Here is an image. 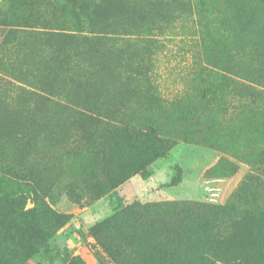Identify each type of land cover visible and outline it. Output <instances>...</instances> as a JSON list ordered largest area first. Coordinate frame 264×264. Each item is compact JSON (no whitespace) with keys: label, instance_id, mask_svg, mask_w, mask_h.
Wrapping results in <instances>:
<instances>
[{"label":"rangeland","instance_id":"1","mask_svg":"<svg viewBox=\"0 0 264 264\" xmlns=\"http://www.w3.org/2000/svg\"><path fill=\"white\" fill-rule=\"evenodd\" d=\"M185 262L264 264V0H0V264Z\"/></svg>","mask_w":264,"mask_h":264},{"label":"trees","instance_id":"2","mask_svg":"<svg viewBox=\"0 0 264 264\" xmlns=\"http://www.w3.org/2000/svg\"><path fill=\"white\" fill-rule=\"evenodd\" d=\"M153 141H154V139L151 137V145L153 144ZM139 175L144 180L149 178V173L146 172L145 170L141 171V173ZM130 176L124 177L118 181L122 182ZM2 193L5 197H7L9 199H14L18 195L17 191H11L7 187H2ZM107 201H108V204L110 206H115L117 203V200L113 196L108 197ZM149 208L150 207L141 208L138 211V205H136V206L131 207L130 209L123 210V211L117 213L116 215H114L112 218L108 219V221L106 223V227L109 229L110 228L115 229V227L113 226V223H115L116 221H118L120 219H127L126 222H128V223L125 222V225L123 224L124 228L122 230V235H123L122 238L124 239L125 244L130 246L131 243L133 244L135 242V240L137 239V236H138L139 246L140 247L143 245L146 246V244H145L147 241L146 224H143V226L141 225V227H139V225H138V227H134V224H132V221L136 219V215H141L138 218H142V214H147L148 212H150ZM153 213H157V214L161 215L162 210H160L159 208H155ZM10 217L16 225L24 226V225H29L32 222L34 215H33L32 210L18 209V210L12 211L10 213ZM159 221H155L156 223L152 224V229L153 228H156V229L160 228ZM115 230L117 232H119L117 229H115ZM169 243H170V241H169ZM260 248H262V247H260ZM133 249L134 248H128L130 253L134 252ZM167 249H168V252L171 251V254H172L171 257L173 259L175 257L180 258V256H179V249L180 248H166V249H161V250L165 252ZM137 250H138L137 252L139 253L141 248H137ZM186 262L184 264H189V262L188 263H186Z\"/></svg>","mask_w":264,"mask_h":264}]
</instances>
